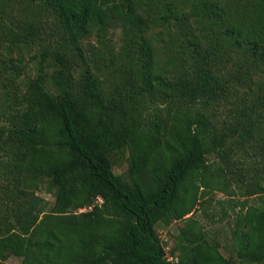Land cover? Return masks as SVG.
<instances>
[{
  "label": "trees",
  "instance_id": "obj_1",
  "mask_svg": "<svg viewBox=\"0 0 264 264\" xmlns=\"http://www.w3.org/2000/svg\"><path fill=\"white\" fill-rule=\"evenodd\" d=\"M116 30L103 71L83 43ZM233 185L264 264V0H0V264H234L194 217Z\"/></svg>",
  "mask_w": 264,
  "mask_h": 264
},
{
  "label": "rangeland",
  "instance_id": "obj_2",
  "mask_svg": "<svg viewBox=\"0 0 264 264\" xmlns=\"http://www.w3.org/2000/svg\"><path fill=\"white\" fill-rule=\"evenodd\" d=\"M121 35L122 33L120 30L110 31L108 33L106 38V43L109 47L108 52H105L104 48L99 43L98 37L94 35L83 43V52L86 56H88L89 60H92L93 63L99 65L101 69L105 71L107 65L110 63L109 59L112 58L111 56H116L120 50ZM167 44H169L168 38L164 36L160 46H162L165 50L164 47H166ZM221 112L224 113V111ZM114 159L117 160L114 167V171L116 173L122 174L128 170V161L126 156H117ZM210 161L214 163L217 160L215 157H211ZM232 191L235 192L233 196H225L222 192L212 191L204 197H201L194 217L200 221L212 239L220 242L222 246V253L226 257L231 258L234 264H238L235 256V250L232 246V227H234L235 217L240 210L239 208L233 207V204L243 201L244 198L241 197V191L236 189L235 185H233ZM39 195L50 204L54 202L53 194L45 189V187L42 188ZM253 200L254 199H251L250 202ZM183 226V221L173 222L168 227L162 224L157 226L158 233L165 244L167 252H170L175 246V240L179 234L180 228ZM176 256L178 259V254H176ZM5 263L22 264V259L12 256Z\"/></svg>",
  "mask_w": 264,
  "mask_h": 264
},
{
  "label": "built area",
  "instance_id": "obj_3",
  "mask_svg": "<svg viewBox=\"0 0 264 264\" xmlns=\"http://www.w3.org/2000/svg\"><path fill=\"white\" fill-rule=\"evenodd\" d=\"M167 260L173 264H178V259L177 257L171 256V255H167Z\"/></svg>",
  "mask_w": 264,
  "mask_h": 264
}]
</instances>
